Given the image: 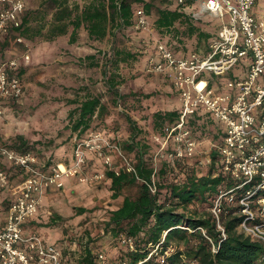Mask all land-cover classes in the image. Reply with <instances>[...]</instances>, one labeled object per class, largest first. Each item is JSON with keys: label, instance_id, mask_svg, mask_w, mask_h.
<instances>
[{"label": "trees", "instance_id": "obj_1", "mask_svg": "<svg viewBox=\"0 0 264 264\" xmlns=\"http://www.w3.org/2000/svg\"><path fill=\"white\" fill-rule=\"evenodd\" d=\"M0 2L1 8L8 6V3ZM192 2L194 0H189L186 4H180L176 0H42L40 7L26 8L21 17V26L10 27L6 32L12 30L16 37L27 39L44 37L54 40L69 35L70 43H75L83 28L94 42L106 39L112 41L114 47L110 50L112 71L108 79L109 88L114 91L115 103L120 97L134 99L127 106L128 110L134 112L140 109L143 98L153 94L146 91L119 93L118 87L124 80L118 74L121 64L128 66L138 60L139 55L130 49L119 48L116 45L117 35L119 32L127 34L136 28L137 12L143 7L146 17L155 16V30L164 40L159 42L165 43L179 56H190L199 50L202 41L210 43L222 26L221 20L216 17H195V10L188 9ZM4 47L1 46V49L6 50ZM155 49L156 46L150 56L156 54ZM86 60L93 61L91 66L101 64L103 73H109L106 63L96 61L97 54L88 55ZM243 63V71L238 75L230 74L231 78L239 80L245 76L248 64ZM18 74L21 77L23 71L18 70ZM180 109L181 107L154 112L153 128L161 136L164 135V127L177 122ZM106 110L107 106L101 95L86 94L70 112L72 131L82 136L96 119H104ZM128 113L129 131L132 132L123 147L132 154L135 171L127 168L108 170L107 177L111 180L113 199H120L126 186H139L138 193L125 196L116 208H104L108 215L106 219L93 215L95 212L100 213L98 208L90 210L86 206L78 207L77 212L78 215L86 214L83 223L89 221L91 227L102 226L101 228L111 232L115 240L125 234L135 245L131 248L119 240L120 254L115 260L107 262L94 253L89 244H84V248L77 251V264H264V239L244 227L248 214L243 212V205L240 204V199L246 194L245 188L253 184L243 189L236 188L239 183L222 172V160L217 147L212 152L211 164L206 168L190 164L185 157L176 161L175 166L164 161L156 170L149 155V146L139 138L142 131L131 112ZM189 127L199 138H204V135L212 136L217 140V146L223 142L224 128L212 113L202 108L197 110ZM28 143L24 136L19 135L15 143L8 145L18 151L36 152L42 158L41 150ZM44 162L51 165L58 161L51 155ZM89 163L93 166L91 161ZM1 167H5L9 173L16 168H10L9 162L4 160ZM152 185L156 187L155 192L152 191ZM231 188H235L233 192L236 200L230 201L228 195L217 207L221 211L216 212L213 209L216 200ZM260 195H264V190L254 199H258ZM8 202H11L8 189L0 190V209ZM251 207L257 216L255 219H247V224L260 225L263 222L261 207L253 203ZM55 218L61 219V216L56 215ZM56 219L53 220L54 224L58 223ZM90 232L91 228H87V235Z\"/></svg>", "mask_w": 264, "mask_h": 264}, {"label": "rangeland", "instance_id": "obj_2", "mask_svg": "<svg viewBox=\"0 0 264 264\" xmlns=\"http://www.w3.org/2000/svg\"><path fill=\"white\" fill-rule=\"evenodd\" d=\"M72 1L84 2V0ZM25 2L27 8L28 6L38 8L42 0H25ZM254 11L258 18L264 16V0L257 1ZM154 18V15L152 17L147 15L148 23L142 27L136 17V28L127 32V34L119 32L116 38V45L119 48L130 49L139 55V59L133 61L130 65L121 64L118 74L124 80L118 87L119 93L129 94L130 91H146L153 94L151 97L143 98L139 106L140 109L134 112L128 110L127 107L129 101L133 102L134 99L127 96L125 98L120 97L115 103L114 91L112 92L109 88L108 79L112 71L110 65L112 52L110 50L114 47V44L108 39L94 42L83 28L80 29L79 39L75 43L69 42V35H63L54 40L44 37L19 39L15 33H12V38L9 37L12 39L10 40L12 44L7 47L8 49L2 50L0 48L3 55L11 48L13 51L19 49V53H24V57L30 55V60L34 58L32 61L33 67L37 68V71L30 77L31 79H27V82L30 81L29 83L32 84L34 89L30 90L32 87L27 85L29 86L27 90L28 97L24 101L20 100V104L0 102V109H2V115H0V145L13 144L18 136L22 135L28 140L30 146H35V148L41 150V160L44 161V159L53 155L54 159L63 161L64 157L59 159L57 147L70 144V148L74 151L70 168L75 166L77 143L88 138L93 132H102L111 144L115 143L120 147V150L106 147L107 149L105 148L102 154L88 150L87 161L82 169L77 173L68 174L64 177L65 180L63 178L65 183L67 180V185L62 187L63 190L55 187L44 196L42 211L37 215L40 223L39 231L34 234L41 235L49 244L61 247L64 253V261L67 264L78 263L76 259L77 251L83 249L84 244H89L94 253L103 254L102 259L107 260V262L115 260L120 254V243L125 244V234L115 240L111 232L101 228L102 226L91 227L89 221L83 223L86 214L78 215L77 209L84 206L90 210L98 208L100 213L95 212L93 215L97 214L96 217L100 218L101 216L102 219H106L108 215L107 212L105 213L104 208H116L125 196L138 193L139 186H126L122 190V197L116 200L113 199L110 190L111 180L107 177L108 170L128 169L132 165L134 166L132 154L130 155L123 147L124 142L130 138L132 132L129 131V122L126 115L129 114V111L142 131L139 138H142V142L149 146V155H151L156 170L162 166L164 161L170 162L174 166L178 161L173 162L170 158V153L176 148L174 142L170 141L165 144V134L161 136V133L153 128L154 112L168 111L180 107V100L175 95V92L179 95L178 89L174 88L175 86L170 87L169 82L163 78L161 73L158 74L152 71L147 60L159 40L164 41L155 30ZM208 18L210 17L208 16ZM102 52H107V54L105 55ZM72 53L75 55L79 53L83 56L97 54L96 61L106 63L109 73L107 75L103 73L101 64L91 66L93 61L87 60L77 64L79 57H77L78 59L74 56L71 58V55H74ZM243 62L242 60L229 74L220 78L229 80L231 78L230 74H239L244 69ZM59 64H67V67L64 68L69 69L67 73L72 75L71 80H63V77L66 76L59 72ZM39 67L42 68L41 73ZM44 74L47 77L45 80L40 77L41 75L44 77ZM40 79L41 82H39ZM65 81L78 87H67L65 89L62 87ZM87 92L101 95L107 110L103 120L96 119L93 126L80 136L79 133L72 131L70 112L75 108V104L68 102V100L80 99ZM69 133L71 134L69 135ZM194 134L198 139L199 147L196 154L193 157H186L188 158L186 160L190 164H197L206 168L211 164L206 160L212 156V152L217 147V140L213 139L212 136L204 135V138H199L196 133ZM107 159H109L110 164L107 163ZM89 161L92 162L93 166L90 165ZM10 175L12 176L11 181L14 182V185L8 188L12 199L14 197L12 193L23 183L25 173L23 170L13 168ZM8 204L9 202L4 205L2 209L4 211L1 210L0 216H5V209H8ZM215 206L213 209H216ZM56 215H60L61 219H56ZM54 219L58 223L54 224ZM249 226L257 227L259 224L254 223ZM87 228H91L90 235L86 233ZM119 240H121L120 243Z\"/></svg>", "mask_w": 264, "mask_h": 264}, {"label": "built area", "instance_id": "obj_3", "mask_svg": "<svg viewBox=\"0 0 264 264\" xmlns=\"http://www.w3.org/2000/svg\"><path fill=\"white\" fill-rule=\"evenodd\" d=\"M1 1L8 6L0 8V33L10 27L21 26V17L27 8L24 0ZM176 1L186 4L189 0ZM256 1L204 0L194 16L201 18L209 15L222 23L207 52L196 51L187 57L179 56L165 43L159 42L156 54L151 55L148 62L152 71L172 78L182 99L177 122L164 127L165 144L173 141L176 146L170 153L171 160L175 162L196 154L198 139L189 127L190 121L200 108L212 113L225 132L223 142L217 146L222 172L239 183L238 189L253 184L245 188L246 194L240 199L243 212L248 214L246 220L257 216L252 203L261 207V226L251 227L245 220L244 227L264 239V195L254 199L264 190V16L258 18L253 13ZM137 18L139 25H147L144 9L137 12ZM30 58V55L25 56L26 60ZM242 60L248 64L243 78L215 83V78L229 74ZM18 68L17 58L0 65V97L17 101L24 96L25 86ZM106 147L120 150L118 144H111L102 132L91 133L77 143L75 166L70 168L62 163L50 165L33 151H18L6 144L0 145V190L12 187L9 171L1 167L3 160L25 173L23 183L12 193L14 197L6 210L5 219L0 223V264H66L61 247L47 243L38 234L25 236L24 227L41 213L44 196L55 187H64L63 178L82 169L88 150L102 154ZM206 161L211 163V156ZM107 163L110 164L109 159ZM128 170L135 171V166ZM155 190L152 185V191ZM234 190L231 188L219 196L216 212L221 211L217 207L222 204L223 198L230 195V201L236 200ZM124 242L131 248L135 245L128 237L124 238ZM103 256L100 255V258Z\"/></svg>", "mask_w": 264, "mask_h": 264}, {"label": "crops", "instance_id": "obj_4", "mask_svg": "<svg viewBox=\"0 0 264 264\" xmlns=\"http://www.w3.org/2000/svg\"><path fill=\"white\" fill-rule=\"evenodd\" d=\"M258 1V0H257ZM257 1H256V4H257ZM204 2V0H194V2H192L191 4H190V7L188 8L190 11H194V13H198L199 11H200V9H201V5H202V3ZM255 4V5H256ZM1 2H0V8H1ZM255 5H254V7H255ZM253 13L255 14V11H254V9H253ZM256 15V14H255ZM209 16V15H208ZM257 16V15H256ZM202 18H206V17H201V19ZM200 19V18H199ZM12 30L11 31H9V32H2V33H0V48H1V46L3 47V46H5L4 48H7V47H9V45L10 44H12V43H10V40H12L11 38H12ZM11 36V38H9ZM19 39H24V38H19ZM26 39V38H25ZM69 42H70V38H69ZM18 46V45H17ZM208 46H209V43L208 42H206V41H202V43L199 45V47H198V51H200V52H207V50H208ZM18 48H19V46H18ZM8 49V48H7ZM10 49V48H9ZM72 54H74V53H72ZM88 55H90V54H88ZM88 55H86V56H83V55H79V53L77 54L76 53V55L74 54V55H71L72 57L71 58H73V56L76 58V59H78L77 57H79V60H78V63L77 64H79L80 62L82 63V62H85V61H87L86 60V58H87V56ZM18 59V61H19V68H18V70H21V71H23V74H22V76H21V79H22V82H23V86H25V94H24V96L22 97V99H20V100H25L27 97H28V87L29 86H27V85H30L31 87H32V84L31 83H29L30 81H28L27 82V79L29 80V79H31L30 77H32V75L35 73V71H37V68L36 67H33L34 65H33V63H32V61L34 60V58H32V60H26L25 59V57H24V53H19V49H15L14 51H13V49L11 48V50H8V52L6 51V54L5 55H3V54H0V65L4 62V61H9V60H13V59ZM58 66V65H57ZM59 66H60V68H59V72L60 73H62V74H65V76L66 77H63V80L64 79H66V80H71L72 79V75H70L69 73H67L68 72V70L69 69H65L64 67L66 66L67 67V64H59ZM74 66V65H73ZM42 69V68H41ZM41 69H40V67H39V70H40V73H41ZM67 73V74H66ZM72 73H74V72H72ZM162 74V73H161ZM162 76H163V78L167 81V82H169V86L170 87H174V83L172 82V78L169 76V75H167V74H162ZM40 77H42L43 78V80H45L47 77H46V75L44 74V77H43V75H41ZM42 80V81H43ZM214 81H216L215 83L217 84L218 82L221 84V82L223 83L225 80H223L222 78H215V80ZM39 82H41V79H40V81ZM68 81H65V83L63 82V88H67V87H78L77 85H75V84H73V83H70L69 84V82L67 83ZM82 86H87V85H82ZM175 88V87H174ZM34 89V87H32V89H30V90H33ZM176 94V97H178L179 98V100H180V107L182 106V99L180 98V96L177 94V92H175ZM86 94H92L91 92H87ZM94 95V94H93ZM85 97V96H84ZM83 99V97H81L80 99H77V100H75V101H80L81 102V100ZM20 100H14V99H12V98H8V97H0V102H2V103H7V104H9V103H12V104H20ZM74 100H72V99H69L68 100V102H71V103H73V104H75V107H77L79 104H80V102H75ZM1 104V103H0ZM6 107V106H5ZM179 107V108H180ZM71 133H69V135H70ZM69 135H68V137H69ZM67 137V138H68ZM67 140V139H66ZM199 145V144H198ZM71 146H70V144L69 145H67L66 144V146H65V144L64 145H61V146H58L57 147V149H58V152H57V154L59 155V159H62V157H64L63 158V161L62 160H56V161H58L57 163H62L63 165H65V167H69V166H72L71 164H72V162H73V153H74V151L70 148ZM199 147V146H198ZM51 156V155H50ZM49 156V157H50ZM64 180H65V178H64ZM73 181V180H72ZM65 185H67V180H66V183H65ZM62 189V188H61ZM63 190V189H62ZM42 215V214H41ZM41 215H39V216H41ZM5 219V216L3 217L2 215L0 216V223L1 222H3V220ZM39 217L37 216V217H35L34 219H32V220H30L29 222H27L26 223V225H25V227H24V235L25 236H30L31 234H34V233H37L38 231H39Z\"/></svg>", "mask_w": 264, "mask_h": 264}]
</instances>
